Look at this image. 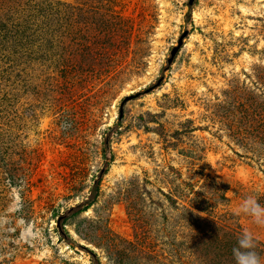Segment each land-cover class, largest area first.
<instances>
[{
  "label": "rangeland",
  "instance_id": "1",
  "mask_svg": "<svg viewBox=\"0 0 264 264\" xmlns=\"http://www.w3.org/2000/svg\"><path fill=\"white\" fill-rule=\"evenodd\" d=\"M249 197L264 0H0V264H264Z\"/></svg>",
  "mask_w": 264,
  "mask_h": 264
},
{
  "label": "clouds",
  "instance_id": "2",
  "mask_svg": "<svg viewBox=\"0 0 264 264\" xmlns=\"http://www.w3.org/2000/svg\"><path fill=\"white\" fill-rule=\"evenodd\" d=\"M244 210L255 217L257 223H264V206L249 197L244 204ZM255 241L250 233H243L233 249L235 264H261V258L255 251Z\"/></svg>",
  "mask_w": 264,
  "mask_h": 264
},
{
  "label": "trees",
  "instance_id": "3",
  "mask_svg": "<svg viewBox=\"0 0 264 264\" xmlns=\"http://www.w3.org/2000/svg\"><path fill=\"white\" fill-rule=\"evenodd\" d=\"M110 146L109 138H105L104 140V147L105 149ZM107 172V168H105L103 171H101L100 176H103ZM97 190V186L94 188ZM96 192V191H95Z\"/></svg>",
  "mask_w": 264,
  "mask_h": 264
},
{
  "label": "water",
  "instance_id": "4",
  "mask_svg": "<svg viewBox=\"0 0 264 264\" xmlns=\"http://www.w3.org/2000/svg\"><path fill=\"white\" fill-rule=\"evenodd\" d=\"M194 0H189V3H193Z\"/></svg>",
  "mask_w": 264,
  "mask_h": 264
}]
</instances>
